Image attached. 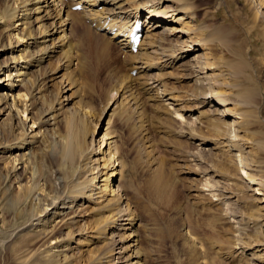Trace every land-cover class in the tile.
I'll use <instances>...</instances> for the list:
<instances>
[{"label":"bare ground","instance_id":"bare-ground-1","mask_svg":"<svg viewBox=\"0 0 264 264\" xmlns=\"http://www.w3.org/2000/svg\"><path fill=\"white\" fill-rule=\"evenodd\" d=\"M166 1L173 4L162 7ZM248 1L254 8L253 17L264 33V0ZM5 4V10L0 14L3 31L0 55L7 53L0 61V74H5L3 78L8 80L7 84L1 85L6 92L0 94V232L5 231V237H0V250L3 247L17 256L36 238L44 239L48 246L34 250L21 260L28 261L40 254L49 262L53 245L64 242L58 259L62 264H72L84 256L85 264H144L146 261L141 238L134 229L139 219L134 209L136 202H130V193L126 191L125 166L116 134L98 137L96 119L89 116L91 112L81 108L79 103L64 106L61 98L69 104L80 91L72 74L75 68L71 67L75 59L81 61L86 55L75 49L72 37H69L75 26L91 31L89 24H93V29L111 35L102 39L92 32L101 40L98 46L104 54H110L116 42L119 50L125 52L126 60L130 58V64H133L130 73L138 76L133 79L128 76L124 86L127 89L119 97L127 100L131 107L134 105L138 120L149 101L151 107L160 109L162 117L159 118L164 119V123L168 121L165 116L167 114L168 118L171 109L172 117L174 113L181 115L178 112L184 107L171 108L166 100H185L184 95L171 89L164 79L173 77L171 74L177 73L175 69H180V73L190 70L180 77L179 72L177 77L173 73L175 79L192 81L195 89L192 99L199 98L202 105H210L212 109L199 111V128L182 125L180 132L183 136L187 134L189 139L198 140V145L211 143V148H205L210 156H216L227 165L220 168V162L203 169L194 168L192 173L201 170L194 189L196 196L203 199L201 202L206 208L216 210L227 201L244 203L251 209L256 207L258 216L251 214L247 216L248 221L257 224L262 220L264 179L255 171L258 165L257 159L251 156L252 150H246L254 143L246 135L249 110H243L257 103L250 91L253 62L250 64L241 50L233 48L228 41L226 98L222 89L217 90L222 84L220 73H208V70H214L215 61L210 60V54L195 53L203 45L191 34L193 23L190 22L194 15L185 0H5ZM77 5L80 9H73ZM144 12L147 14L142 20ZM136 27L145 31L134 52L131 33ZM172 35L175 38H171ZM167 43H173L175 48L167 49L164 46ZM156 48L162 49L161 57L151 55L159 51ZM191 53L193 55L186 59ZM54 57H58L57 64L52 63ZM154 67H157L156 83L149 81L154 73L148 70ZM167 68L173 71L166 72ZM62 70L64 72L58 75ZM56 79L61 92H72L62 93L56 101L47 102L45 92ZM158 81L161 87L155 86ZM130 82L143 87L144 93L153 91L147 99L138 100ZM118 92L119 89H114L115 95ZM28 112H35L37 117L31 115L29 119ZM260 144L264 147L263 141ZM140 145L144 152L151 151L143 135L139 139ZM190 153L195 154L194 160H201L197 152ZM210 172L220 180L213 182L214 175L208 176ZM117 176L119 184L115 188L111 182ZM238 185H244L251 194L237 193ZM203 189L209 192L205 193ZM84 203L96 204L89 221L85 220L88 210L83 211L87 207ZM232 215L234 223L241 224L245 220L244 216ZM8 216H13L16 222L7 227Z\"/></svg>","mask_w":264,"mask_h":264},{"label":"rangeland","instance_id":"rangeland-1","mask_svg":"<svg viewBox=\"0 0 264 264\" xmlns=\"http://www.w3.org/2000/svg\"><path fill=\"white\" fill-rule=\"evenodd\" d=\"M130 1L134 2V0ZM185 2L188 8L191 9L192 15H194L190 22V24H193H189L190 27L193 26L191 34L194 39L200 41L203 45L195 53L210 54V56L208 55L210 60L215 61H212L214 70H208V73L215 71L220 73V82L224 85L221 84L217 86L219 89L216 88L217 90L222 89L221 91L225 93L226 98H228L226 83L228 81V41H230L233 48L241 50L243 57H247L250 64L253 62V66L250 68L252 73V90L250 91L253 92L257 103L256 106H252V104L249 105L250 107H238L249 110V125L246 135L254 143V146L252 148L246 147V150H252L251 156L257 159L256 165H258L255 166L257 167L255 171H258L257 173L261 174L264 179V147L260 144L261 141L264 142V33L260 29V23H256L253 17L254 8L248 0H185ZM167 4L172 5L173 3L166 1L162 4V7ZM5 5V0H0V14L5 10ZM105 11L108 13V10ZM146 14L145 12L142 14V20ZM182 14L180 13V15ZM171 25L173 26V24ZM84 26L86 25L84 24ZM89 26L92 28L89 32L75 26L74 32L69 37H72V44L75 45V49L86 55V57H81L84 59H81L82 62L76 57L77 59L71 67L75 68L72 72L74 76H72L75 82L77 81L80 91L69 104H66L63 97L61 98L64 106L68 107L74 103H79L81 108L91 112L89 116H94L93 118L96 119V135L98 137H102L103 134L104 136L107 134L108 137L116 134L122 162L125 166L126 191H128V194L130 193V202H136L134 209L139 219L134 229L138 237L141 238L140 244L146 254L144 264H264V226L260 227L262 223L264 224V217L257 224L251 220L248 221L247 218V216L254 213L253 217L258 216L255 210L256 207H253L252 211L244 203H229L227 201L222 204L220 209L206 208L204 203L201 202L203 199L200 200L196 196L197 192L194 191L200 178L198 174L201 171L198 169L194 171L196 173H192L194 168L201 167L203 169L211 166V164L215 165L216 163L217 165L220 162V168L227 167L226 163L216 156H210V152L205 149L211 148V143L198 145V140L194 141L187 138V134L184 137L180 132L182 125L199 128L201 117L199 111L212 109V107L202 105L203 103H200L199 98L192 99L191 94L195 92L193 82L185 78L175 79L174 74H177V77L178 72L181 71L175 69L174 71H177V73L173 72L174 74H171L173 77L166 76L164 80L166 83L168 82L167 84L171 89L183 94L185 100L175 101L170 99L166 102H169L171 108L184 107L178 112L182 114L174 113L172 117L171 109L168 111V118L167 114L165 116L168 121L166 120L164 123V119L159 118L162 117V112H159L160 109L154 106L155 110L154 107H151L152 102L149 101L144 107L145 111L143 109L141 114L140 120L143 121L136 119L134 105L131 107L127 100H124V102L119 97L127 89L124 86L127 85L128 76H131V79L138 76H133L130 73V67L133 65L130 64V58L126 60L124 57L125 52L119 50L116 42L110 50V54H104L101 47L98 46L101 42L99 38L105 39L111 37V35H109V32H103L106 33L105 35L93 29V24L92 26L89 24ZM144 31L145 29L142 36ZM2 32L1 27L0 38H2ZM92 32L99 38L92 35ZM171 38H175V36L172 35ZM173 43L163 45L172 51L175 48L173 47L175 43ZM156 49L159 51L151 55L161 57L162 49ZM192 55L191 53L186 59H189ZM6 57L7 53L6 55H0V61H3ZM57 58L54 57L52 63L57 64ZM76 61L78 64H76ZM155 68L157 67L148 71L154 73L149 81H155L156 83L155 70L157 69ZM167 70L173 71L171 68H167L165 71L168 72ZM67 71L70 72V70ZM220 71L224 73L222 74ZM63 72L62 70L58 75ZM182 72H179V77L180 74L182 76L187 74L185 71ZM3 77H5V74H0V79ZM7 81L5 78L2 79L0 94L6 92L5 87L1 85L7 84ZM57 81L58 79L54 81V85L49 88V91L45 92L47 102L56 101L63 93L60 91ZM128 84L134 86L133 90L137 93L138 100L147 99L153 91L144 93L143 87L140 88L139 85L132 84V82ZM155 86L161 87L159 81ZM114 89H119L116 95ZM71 92H64L63 94H70ZM35 112L27 113L29 119L31 115L37 117ZM6 113L3 118L6 117ZM159 114L160 116H158ZM29 119L28 122L31 125ZM201 130H206V128ZM196 132L199 131L196 130ZM141 135L145 136L150 145L151 151L149 153L144 152L142 146H139ZM189 151L197 152L196 155L201 160L197 158L194 160L195 154L192 153L193 155H191ZM212 175H214L213 172H210L208 176ZM218 177L214 175L211 179L214 182L220 180ZM118 184L119 176L111 182V185L115 188L118 187ZM203 191L205 193L209 192L206 189H203ZM236 192L246 196L251 194L244 185H238ZM95 205L90 206V203H84L83 206L87 207L83 211L88 210L85 220L92 219ZM232 214L244 216L245 220L243 219L241 224L234 223ZM93 215L98 217L99 214ZM6 220L8 221L6 223L7 227L16 222L13 216H8ZM2 232H0V237L4 238L5 231ZM2 237L1 239H3ZM47 244L44 239L37 240L35 238L25 246V251L17 256L12 254L11 250H5L2 247L0 250V264H62L61 262L58 263V259L60 258L61 248L65 245L64 242L53 245L55 246L53 256L49 262L44 261L45 257L40 254L28 261L20 259L21 257L27 258L34 250L44 248L48 246ZM85 258L86 256L79 261H73L72 264H85L87 262Z\"/></svg>","mask_w":264,"mask_h":264}]
</instances>
